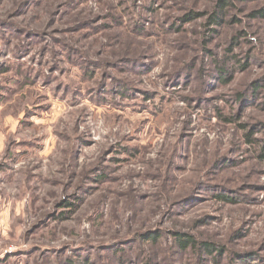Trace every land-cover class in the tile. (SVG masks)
Here are the masks:
<instances>
[{
	"label": "rangeland",
	"instance_id": "374dc122",
	"mask_svg": "<svg viewBox=\"0 0 264 264\" xmlns=\"http://www.w3.org/2000/svg\"><path fill=\"white\" fill-rule=\"evenodd\" d=\"M263 9L0 0V264H264Z\"/></svg>",
	"mask_w": 264,
	"mask_h": 264
},
{
	"label": "trees",
	"instance_id": "16d2710c",
	"mask_svg": "<svg viewBox=\"0 0 264 264\" xmlns=\"http://www.w3.org/2000/svg\"><path fill=\"white\" fill-rule=\"evenodd\" d=\"M219 6L222 7V5H219ZM261 12H262V14H260L259 16L264 18V9ZM213 19L215 22V18H213ZM216 24H217V21H216ZM177 237L178 238L176 240H177V243H178L181 250H186L189 247H197L198 246V247L203 248V250H205L207 253H213L214 251H216L214 246L210 243H201L199 246V245H197L196 241H194V239L186 238L184 236H177Z\"/></svg>",
	"mask_w": 264,
	"mask_h": 264
}]
</instances>
